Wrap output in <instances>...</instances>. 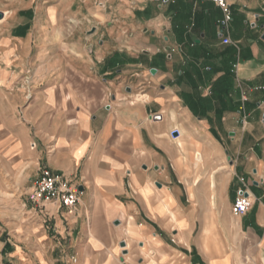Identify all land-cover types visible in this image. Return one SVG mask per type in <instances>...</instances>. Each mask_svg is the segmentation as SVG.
Wrapping results in <instances>:
<instances>
[{"label":"crops","instance_id":"0c3cea01","mask_svg":"<svg viewBox=\"0 0 264 264\" xmlns=\"http://www.w3.org/2000/svg\"><path fill=\"white\" fill-rule=\"evenodd\" d=\"M226 2L0 0V264H264V0Z\"/></svg>","mask_w":264,"mask_h":264},{"label":"built area","instance_id":"2783aa9c","mask_svg":"<svg viewBox=\"0 0 264 264\" xmlns=\"http://www.w3.org/2000/svg\"><path fill=\"white\" fill-rule=\"evenodd\" d=\"M223 11L222 18L218 21V33L222 36L223 31L228 30L231 19L230 9L226 0H211ZM225 43L230 42L227 35L223 37ZM245 100V97H242ZM171 135L173 133L171 132ZM31 143V147H34ZM31 186L26 192V199L31 203L32 209H38L46 204H53L57 208H72L78 202L79 189L73 186L64 178L62 174L53 173L49 168L41 166L39 174L30 182ZM251 206V200L246 189H239L232 204L231 210L234 215H244Z\"/></svg>","mask_w":264,"mask_h":264},{"label":"rangeland","instance_id":"374dc122","mask_svg":"<svg viewBox=\"0 0 264 264\" xmlns=\"http://www.w3.org/2000/svg\"><path fill=\"white\" fill-rule=\"evenodd\" d=\"M25 191H27V189L26 190H24V192L22 193V194H16V192L14 191V192H11V194L12 195H14V193H15V200H23V201H25ZM20 195V196H19Z\"/></svg>","mask_w":264,"mask_h":264},{"label":"water","instance_id":"95a60500","mask_svg":"<svg viewBox=\"0 0 264 264\" xmlns=\"http://www.w3.org/2000/svg\"><path fill=\"white\" fill-rule=\"evenodd\" d=\"M2 17V13H0V18ZM264 122V121H263Z\"/></svg>","mask_w":264,"mask_h":264}]
</instances>
